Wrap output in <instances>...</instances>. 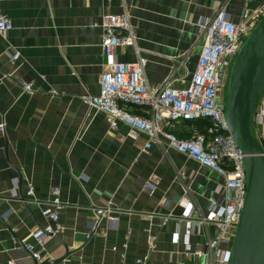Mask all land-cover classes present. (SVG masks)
<instances>
[{"label":"crops","instance_id":"0c3cea01","mask_svg":"<svg viewBox=\"0 0 264 264\" xmlns=\"http://www.w3.org/2000/svg\"><path fill=\"white\" fill-rule=\"evenodd\" d=\"M261 2L0 0V16L14 24L0 33V122L5 124L0 133V149L5 152L0 159V252L34 243L32 232L54 226L22 199L31 185L34 198L48 202L52 188L58 186L61 229L45 241L46 263L63 258L57 264H138V258L148 255L147 264H189L192 257L177 241V233L182 237L189 230L185 218L189 205L208 216L224 178L171 148L164 152L152 145L144 150L145 134L132 139L129 126L112 129L103 112L89 110L83 96L98 94L100 75L109 68L100 46L103 30L92 24L104 14L127 12L138 46L148 58L149 84L182 88L201 49L198 18L223 10L231 21L239 22ZM14 49L21 55L12 63ZM134 58L132 49L115 54L117 61ZM183 58L187 71L181 69L171 78ZM24 82L33 84V93L23 91ZM175 129L181 134L185 126ZM145 181L153 184L152 191L142 187ZM15 184L19 198L12 196ZM114 194L123 209L117 227L87 238L94 208L104 206ZM165 216L170 220L163 224ZM107 224L100 223L103 228ZM148 228L157 235L149 253ZM217 232L213 223L194 222L192 248L204 249L206 235ZM19 264L35 261L27 258Z\"/></svg>","mask_w":264,"mask_h":264},{"label":"built area","instance_id":"2783aa9c","mask_svg":"<svg viewBox=\"0 0 264 264\" xmlns=\"http://www.w3.org/2000/svg\"><path fill=\"white\" fill-rule=\"evenodd\" d=\"M263 15L264 0L252 12H245L239 22L231 21L223 10L212 17L198 18L196 26L202 41L201 49L191 78L182 88H174L167 83L157 86L149 84L146 78L148 58L138 46L137 35L127 12L104 14L92 24L103 30L100 46L109 60V68L100 75L98 94L87 93L83 96L89 110L103 112L112 129L119 124L129 126L132 131L128 135L132 139L140 133L145 134L148 141L144 150H149L152 145L164 152L171 148L224 178V182L218 186V199L211 201L208 216H203L195 206L189 205L185 214V218L189 219V230L182 237L177 233V241L183 244L184 252L192 257L189 264H229L230 261L232 243L245 203L246 173L244 155L225 118L226 86L241 45ZM13 27L11 19L0 16V33L8 32ZM119 49H132L135 58L130 61L115 60ZM20 55L18 49L10 51L11 62H16ZM186 58L178 61L171 78L181 69L187 71ZM23 91L33 93V84L24 82ZM198 121L207 124L202 129L196 125ZM180 125H184L185 129L178 134L175 128ZM4 131L5 124L0 122V133ZM253 133L262 146L264 156V90L253 115ZM4 154V150L0 149V159ZM142 187L148 191L154 189L149 181L143 182ZM25 195L23 204L31 210H40L43 217L54 222V226L32 232L34 243H24L0 252V264H19L27 258L38 264L44 263L45 241L60 232L58 221L63 208L60 188H52L48 202L34 198L31 185ZM12 196L20 197L18 184L13 186ZM122 210V202L116 194L104 206L95 207L86 237L91 238L98 232L106 235L109 229L117 227ZM3 217L6 218L7 214ZM152 217L148 216L150 223ZM162 219L164 224L170 217ZM102 220L108 223L105 228L100 225ZM194 222L203 226L213 223L218 229L216 235H206L204 249L192 248L190 231ZM147 232L149 253L156 247L157 235L151 232V228ZM123 247H127V242ZM147 260L148 255L138 258L136 262L147 264Z\"/></svg>","mask_w":264,"mask_h":264},{"label":"water","instance_id":"95a60500","mask_svg":"<svg viewBox=\"0 0 264 264\" xmlns=\"http://www.w3.org/2000/svg\"><path fill=\"white\" fill-rule=\"evenodd\" d=\"M263 90L264 15L241 45L226 86L225 118L244 155L246 173L245 203L229 264H264V156L253 133V115ZM62 259L42 264H57Z\"/></svg>","mask_w":264,"mask_h":264},{"label":"trees","instance_id":"16d2710c","mask_svg":"<svg viewBox=\"0 0 264 264\" xmlns=\"http://www.w3.org/2000/svg\"><path fill=\"white\" fill-rule=\"evenodd\" d=\"M206 124H207V122H205V121H198V122L196 123V125H197L198 127L202 128V129L206 126Z\"/></svg>","mask_w":264,"mask_h":264}]
</instances>
